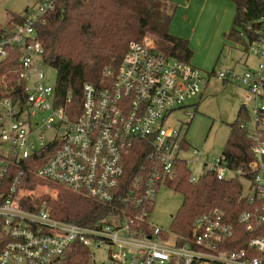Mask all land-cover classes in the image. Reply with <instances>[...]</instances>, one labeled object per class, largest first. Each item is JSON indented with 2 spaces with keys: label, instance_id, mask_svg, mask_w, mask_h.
Returning a JSON list of instances; mask_svg holds the SVG:
<instances>
[{
  "label": "built area",
  "instance_id": "2783aa9c",
  "mask_svg": "<svg viewBox=\"0 0 264 264\" xmlns=\"http://www.w3.org/2000/svg\"><path fill=\"white\" fill-rule=\"evenodd\" d=\"M33 1L22 22L0 34V61L10 48L18 51L17 66L9 71L17 82L6 83L0 94V264H58L73 243L88 249V264H264V235L227 248L234 227L219 208L198 215L184 243L150 223L159 188L176 179L179 161L187 165L182 155L200 154L184 132L165 121L176 110L193 117L191 99L214 76L242 89L241 107L250 113L251 127L240 128L252 140L254 158L245 170L230 168L222 153L211 163L195 160L205 168L190 171L189 181L206 172L218 180H246L242 197L251 208L237 221L247 230L264 224V17L258 19L259 38L247 40L246 53L256 63L245 70L218 63L202 71L161 52L149 35L130 41L117 71L104 67L97 83L83 84L80 114L71 119L68 106L56 105L54 84L46 80L44 68L52 67L40 41L57 0ZM137 142L149 151L126 180ZM45 147L53 152L40 166L20 164H35V153ZM13 162L18 167L7 180ZM31 178L106 205L105 219L77 224L54 216L45 203L37 205L36 196L20 199Z\"/></svg>",
  "mask_w": 264,
  "mask_h": 264
},
{
  "label": "trees",
  "instance_id": "16d2710c",
  "mask_svg": "<svg viewBox=\"0 0 264 264\" xmlns=\"http://www.w3.org/2000/svg\"><path fill=\"white\" fill-rule=\"evenodd\" d=\"M229 1L235 12L224 38L239 45L246 53L248 41L257 40L259 32L263 30L258 19L264 17V3L262 0ZM148 2L149 0H57L56 9L46 15V23L40 34L44 48L43 59L56 70V105L68 106L71 119L80 114L83 84L97 83L104 67L117 71L130 41L140 40L150 34L161 52L179 60L190 61L193 51L188 40L169 31L172 14L163 10L150 12ZM23 18L24 14H12L5 26L0 27V34L1 28L11 31ZM248 25L252 26V30L248 29ZM17 58L18 51L10 48L9 57L0 61V79L7 82V87L17 82L15 76L9 73L16 68ZM4 90L5 86L0 83V94ZM247 118L248 113L240 107L237 118L229 124L230 130L222 154L225 155L228 166L233 169L245 170L254 158L252 140L246 128H240ZM148 151L149 146L144 142L135 144L128 159L126 180L136 175ZM52 152L51 148H42L34 155L37 159L35 164L32 165L29 159L20 161V164L37 168ZM17 164L12 163L7 180L11 179ZM189 178L190 169L186 163L179 161L176 179L166 184L183 197L170 229L177 235L179 243H184L193 236L194 219L213 208L221 209L224 219L234 227V235L227 246L230 250L245 247L252 236L264 235V224L247 230L237 221L242 211L251 208L242 197L243 186L239 179L218 180L212 172H206L195 182H190ZM37 183L44 184L33 178L29 188L32 189ZM47 187L48 190L56 189L57 192L38 198L37 205L46 202L54 216L82 225H92L105 219L108 212L106 205L64 188H56L54 184H48ZM88 260V249L73 243L58 264H88Z\"/></svg>",
  "mask_w": 264,
  "mask_h": 264
},
{
  "label": "rangeland",
  "instance_id": "374dc122",
  "mask_svg": "<svg viewBox=\"0 0 264 264\" xmlns=\"http://www.w3.org/2000/svg\"><path fill=\"white\" fill-rule=\"evenodd\" d=\"M35 5L36 2L33 0H0V27L5 26L12 14L23 15L27 12L26 9H31ZM148 7L150 12L158 10L170 12L171 10V5L164 0H149ZM177 15L178 19L175 20L174 27L172 28L179 34H188L190 25L181 17V13ZM147 35L154 38L150 34ZM194 44L198 52L196 53L195 49H192L194 53L189 62L202 71H210L217 59L218 63H223L225 67L232 66L234 62L240 60L235 65L239 70H245L248 66H253L256 63L254 57L244 53V51H240L238 49L240 47L232 41L224 42L218 53H203L204 45L207 44L206 35H196L194 37ZM44 72L47 82L54 84L56 77L54 69L45 67ZM0 81L3 85L7 83L3 78ZM202 89L203 87L201 91ZM201 91L196 97L191 99L190 103L197 101ZM242 101L241 89L236 83L223 82L212 76L193 117L190 118L185 115L183 110H176L166 119V125H173L184 132L190 146L200 151V154L197 156L190 153L182 155L192 173H202L205 168L203 164L196 163L195 160L202 163H211L215 157H218L222 153L230 130L229 124L237 118ZM249 116L250 118L245 119V124L251 127L250 113ZM238 179L243 187L246 188L248 185L247 181L240 177ZM29 184L28 182L24 187L30 186ZM54 185L56 188H61L59 185ZM47 186L46 184L37 183L31 190L30 188H26L22 193H19V197L20 199H24L26 196L27 198L36 196L38 201V198H42L47 194H55L56 189L55 191H51L48 190ZM182 200L183 197L180 193L169 189L167 186H161L157 193L156 203L152 209L150 223L166 232L172 233L170 231L172 221ZM42 203L47 204L46 202Z\"/></svg>",
  "mask_w": 264,
  "mask_h": 264
},
{
  "label": "crops",
  "instance_id": "0c3cea01",
  "mask_svg": "<svg viewBox=\"0 0 264 264\" xmlns=\"http://www.w3.org/2000/svg\"><path fill=\"white\" fill-rule=\"evenodd\" d=\"M164 1L167 2L169 5H171L170 13L172 14V21L169 31L171 30L170 32L172 34L187 39L190 48L195 49L196 53L198 52L194 44V37L196 35L203 34L206 35L207 37V44L204 45L203 53H218L224 42H231L225 40L224 38V33L229 30L235 12L232 3L229 0H164ZM178 13H181V17L184 20H186L190 25L188 34H181V33L179 34L175 29L172 28L174 27L173 24L175 20L178 19V15H177ZM213 26L214 28L212 29ZM240 51L242 50L240 49ZM239 61L240 60L234 62L232 67L237 68L235 65ZM216 64H218V59L216 60L213 67ZM208 82L206 85L203 86L204 90L207 87ZM223 82H227V81H223ZM203 89L200 95L198 96L197 101L195 103H191L194 108V114L198 109L199 101L204 92ZM241 95H242V89H241Z\"/></svg>",
  "mask_w": 264,
  "mask_h": 264
}]
</instances>
